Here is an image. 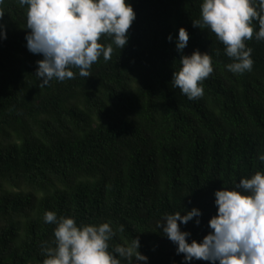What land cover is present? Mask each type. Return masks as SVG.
Here are the masks:
<instances>
[{
  "label": "trees",
  "instance_id": "obj_1",
  "mask_svg": "<svg viewBox=\"0 0 264 264\" xmlns=\"http://www.w3.org/2000/svg\"><path fill=\"white\" fill-rule=\"evenodd\" d=\"M129 2L136 19L125 48L113 45L89 77L72 68L74 79L44 87L35 75L43 57L26 47L27 6L0 5V264H42L56 227L46 211L77 225L110 223V247L138 238L147 264H183L157 227L162 217L199 209L180 225L199 242L217 214L214 193L264 173V41L246 42L253 69L233 74L215 34L193 26L202 0ZM195 50L211 56L213 73L189 100L171 81L181 55Z\"/></svg>",
  "mask_w": 264,
  "mask_h": 264
},
{
  "label": "clouds",
  "instance_id": "obj_2",
  "mask_svg": "<svg viewBox=\"0 0 264 264\" xmlns=\"http://www.w3.org/2000/svg\"><path fill=\"white\" fill-rule=\"evenodd\" d=\"M4 0H0V5ZM27 6L26 47L38 54L36 77L41 87L52 80L74 79L72 68L81 77H89L90 68L102 56L111 59L113 45L125 48L129 29L136 13L129 0H18ZM4 12L0 10V19ZM194 27L210 29L224 46L225 54L233 60L227 69L244 74L253 69L252 48L246 42L264 41V0H202L200 19ZM258 29V30H256ZM110 38L105 45L98 42ZM0 39L6 31L0 25ZM172 41L171 35L167 38ZM189 41L187 30L181 27L175 40L176 50L183 53ZM181 67L173 72L172 84L189 100L203 96L202 82L213 73L212 58L195 50L190 56L181 55ZM264 164V154L258 156ZM217 214L209 221L211 231L201 241L188 242L191 233L182 231L201 216L197 208L167 214L157 225L174 245L176 254H183V264L202 260L210 264H264V173L256 172L242 178L231 190L215 193ZM44 222L55 224L54 244L42 245V264H147L148 257L140 251V241L110 247L116 232L110 223L77 225L73 218L57 217L46 211ZM179 222V223H178ZM198 225L199 219L195 220ZM119 232L124 231L121 225Z\"/></svg>",
  "mask_w": 264,
  "mask_h": 264
}]
</instances>
